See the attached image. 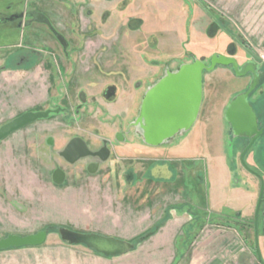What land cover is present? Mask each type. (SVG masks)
Wrapping results in <instances>:
<instances>
[{"label": "rangeland", "instance_id": "374dc122", "mask_svg": "<svg viewBox=\"0 0 264 264\" xmlns=\"http://www.w3.org/2000/svg\"><path fill=\"white\" fill-rule=\"evenodd\" d=\"M196 1L211 17L214 31H224L235 41L183 45L179 57L164 59L163 53L158 55L162 45L147 44L135 33L141 25V0H0V18L30 11L43 19V24H36V41L21 43V55L26 57L22 66H16L17 53L11 48L15 43L0 42L5 46L0 51V127L25 113L48 112L47 118L0 141V239L47 234L42 245L1 250L6 263L19 253L23 259L32 249L68 245L59 236L61 229L132 242L122 234L125 227L114 216L121 221H140L141 212L132 213L133 204L121 200L127 197L131 202L137 188L123 174V162L118 171L112 162L118 149H147L131 124L146 91L165 72L194 60L208 66L211 56L219 54L233 57L240 67L250 53L262 61L264 74V42H258L264 39V0H241L243 12L238 17L220 3ZM183 2L192 5L190 0ZM4 35H9L6 29ZM251 79L235 76L231 67L204 72L201 114L213 105L226 107L235 95L248 89ZM249 100L260 114L264 112V79ZM117 134L123 136L122 142L116 140ZM74 138L83 140L91 152L104 147L110 151L105 161L99 160L94 173L87 169L92 159L70 164L60 156ZM236 145L233 152L227 143L229 165L246 171L238 158L242 144ZM245 161L264 185V136L258 137ZM206 162L201 160L200 167ZM56 171L64 174L59 183L54 181ZM242 171L246 177L237 174L233 182L246 189L248 180L256 177ZM203 199L201 191L197 200ZM260 211L264 212V203ZM248 240L253 246L251 233ZM14 251L17 253L9 254Z\"/></svg>", "mask_w": 264, "mask_h": 264}, {"label": "crops", "instance_id": "0c3cea01", "mask_svg": "<svg viewBox=\"0 0 264 264\" xmlns=\"http://www.w3.org/2000/svg\"><path fill=\"white\" fill-rule=\"evenodd\" d=\"M141 1V25L135 33L147 44L162 45L158 55L163 53L160 56L164 59L179 57L183 45L189 48L235 41L234 36L224 31H214L211 17L196 0H190L192 5L183 0ZM210 1L220 3L226 12L237 13V17L243 12L241 0ZM211 107L201 114V105L193 127L175 137L173 143L156 148L147 146L145 150L130 146L117 150L119 153L112 162L115 171L120 170L117 168L123 162V174L137 188V194L129 198L131 202L127 197L121 200L133 204L132 213L142 214L140 221L136 218L121 221L114 216L125 227L122 234L132 240L128 243L133 248L128 253L105 257L82 245L63 244L45 251L32 249L27 255L24 253L23 259L19 258L21 253L17 256L14 251L9 254L15 259L6 263L0 257V264H260L254 245L248 242L249 233L253 240L255 236L253 222L260 184L256 178L249 179L248 188L242 189L233 182L242 170L229 165L225 105ZM255 110L260 114L256 106ZM203 159L208 162L200 167ZM249 162L253 164L254 155L249 156ZM201 191L204 199L198 201ZM257 230L264 261L261 211ZM140 236L147 238L135 244L134 240Z\"/></svg>", "mask_w": 264, "mask_h": 264}, {"label": "water", "instance_id": "95a60500", "mask_svg": "<svg viewBox=\"0 0 264 264\" xmlns=\"http://www.w3.org/2000/svg\"><path fill=\"white\" fill-rule=\"evenodd\" d=\"M58 39L62 41L60 38ZM249 55L253 62H248L242 67L238 66L233 57L219 54L211 56L208 66L199 60H194L192 63L181 65L173 72H165L146 91L140 104L138 117L131 124L141 136L142 142L148 147H162L168 145L175 137L188 133L197 121L202 105L203 73L213 71L216 66L231 67L234 75L239 78L247 74L252 77L248 89L234 96L224 113L226 121L231 126L233 135L246 137L251 140L243 151L244 154L254 140L262 135L264 131V128L258 129V118L249 100L250 94L259 84L262 61L250 53ZM47 116L48 112H38L25 113L15 118L0 127V141L39 119L47 118ZM116 140L122 142L123 136L117 134ZM104 144H106V141H104ZM109 155L110 151L106 147L97 152H91L80 138L71 139L60 153V156L70 164L86 157H98L100 161H105ZM241 163L246 171L254 175L243 159H241ZM97 168V164H91L88 167V172L94 173ZM63 176L64 174L61 171H56L54 173V181L56 183L61 182ZM254 176L258 178L256 174ZM258 179L260 180V178ZM263 194L264 185L260 180V190L253 222L254 247L260 264H264V261L261 258L258 247L257 219L263 201ZM46 236V232H39L24 237L9 235L4 239H0V251L10 248L39 246L45 242ZM59 236L62 241L70 245H82L105 257L124 255L133 248L132 244L126 241L102 237L96 234H81L61 229Z\"/></svg>", "mask_w": 264, "mask_h": 264}, {"label": "flooded vegetation", "instance_id": "af4514ba", "mask_svg": "<svg viewBox=\"0 0 264 264\" xmlns=\"http://www.w3.org/2000/svg\"><path fill=\"white\" fill-rule=\"evenodd\" d=\"M32 17H34V16H32V13L30 11H26V12H24V14H20V13L15 12V13H12L8 17L0 18V42L6 41V40H11L12 42L15 43L11 48L14 49L15 52L17 53V55H16V57L18 59V62H16V66L17 67L22 66V64L26 60V57H24V56L21 55V51H20L21 43L22 42L31 43V42L36 41V37H37L36 36V33H37L36 24H37L38 21H39L40 24H43V21H42L43 19L37 18V17H34L32 19ZM21 19H23V22L22 23H21ZM28 19H31V20H28ZM44 25H45V27L51 33H53L52 32V28H51V26H49V24H46L45 23ZM5 29L7 30V33L9 34L7 37H5V35H4ZM21 32L23 34H20ZM4 47H5L4 45L0 46V51L3 50V49H5ZM226 57H230V56H226ZM248 57H249L248 58V61H246L245 63H243V65L246 64V63H248V62H253V60L251 59V57L250 56H248ZM28 58H29V56H28ZM243 65H241L240 67H242ZM217 67H222V66H216L215 69ZM1 68H3V67H0V69ZM260 73H261V77L258 80L259 84H260V81L264 79V74H263V68L262 67L260 68ZM248 76H251V75L250 74H247L244 77H248ZM251 81H252V79H251ZM256 87H255V89H256ZM254 93H255V90L250 94V98H251V96ZM228 104H227V106H228ZM251 104H252V106L254 108V111L256 113L254 103L251 102ZM226 107H225V110H226ZM225 110H224V113H225ZM256 115H257V118H258V129L264 128V112H262L261 114H259V113L257 114L256 113ZM224 120L226 121L225 116H224ZM226 123L229 126V139L226 140L225 146H227V143H228L229 144V147L234 152L235 151L234 148H235V146H237L236 144L237 143H241L242 144V147L239 150L241 152V154L239 152L238 158H239L240 161H241V159H243V161L246 163V161H245L246 160V157L251 153V149H252L254 143L257 141L258 137L254 140V142L251 144V146L243 154V151L250 144L251 140L249 138H246V137H236V136H234L233 135V132H232V129H231V126L229 125V123L227 121H226ZM260 136H264V131L262 132V135H260ZM103 146H106V144L103 143ZM97 150H99V149H97ZM94 151H96V150H94ZM87 158H90V159L93 160L92 162H90L88 164V167L91 164H97L99 166V163H100L99 160L100 159L98 157H87ZM246 165L250 168V166L248 164H246ZM88 167H87V169H88ZM254 177H256V176H254ZM257 180L260 183V180L258 178H257ZM263 199H264V194H263Z\"/></svg>", "mask_w": 264, "mask_h": 264}, {"label": "trees", "instance_id": "16d2710c", "mask_svg": "<svg viewBox=\"0 0 264 264\" xmlns=\"http://www.w3.org/2000/svg\"><path fill=\"white\" fill-rule=\"evenodd\" d=\"M156 229H157V228H156ZM156 229H155V230H156ZM153 232H155V231H152V233H153ZM144 238H147V236H145V237H141V236H140V237L136 238V239L134 240V243H135V244H139Z\"/></svg>", "mask_w": 264, "mask_h": 264}]
</instances>
